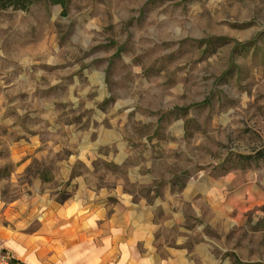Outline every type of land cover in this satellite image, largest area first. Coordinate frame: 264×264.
<instances>
[{"label":"rangeland","instance_id":"obj_1","mask_svg":"<svg viewBox=\"0 0 264 264\" xmlns=\"http://www.w3.org/2000/svg\"><path fill=\"white\" fill-rule=\"evenodd\" d=\"M127 197L196 264H264V0L0 9V211Z\"/></svg>","mask_w":264,"mask_h":264},{"label":"crops","instance_id":"obj_2","mask_svg":"<svg viewBox=\"0 0 264 264\" xmlns=\"http://www.w3.org/2000/svg\"><path fill=\"white\" fill-rule=\"evenodd\" d=\"M145 201H70L46 212L42 222L0 211V240L25 264H196L187 249L155 235Z\"/></svg>","mask_w":264,"mask_h":264},{"label":"trees","instance_id":"obj_3","mask_svg":"<svg viewBox=\"0 0 264 264\" xmlns=\"http://www.w3.org/2000/svg\"><path fill=\"white\" fill-rule=\"evenodd\" d=\"M38 0H0V9L12 7L14 9L26 10ZM53 4L66 6L67 0H49Z\"/></svg>","mask_w":264,"mask_h":264},{"label":"built area","instance_id":"obj_4","mask_svg":"<svg viewBox=\"0 0 264 264\" xmlns=\"http://www.w3.org/2000/svg\"><path fill=\"white\" fill-rule=\"evenodd\" d=\"M0 264H25L9 248L0 244Z\"/></svg>","mask_w":264,"mask_h":264}]
</instances>
